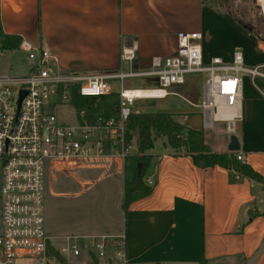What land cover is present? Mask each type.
<instances>
[{"label":"crops","instance_id":"obj_1","mask_svg":"<svg viewBox=\"0 0 264 264\" xmlns=\"http://www.w3.org/2000/svg\"><path fill=\"white\" fill-rule=\"evenodd\" d=\"M0 15L4 34L58 53L67 70H118L123 50L135 51L132 64L139 71L149 69L153 58L176 52L179 32L202 33L206 62L230 61L233 51L244 47L259 58L251 64L248 59V65L264 64V45L202 0H0ZM15 52L23 51L0 50L3 72L15 68ZM22 76L6 73L2 79ZM247 80L236 135L246 164L264 177V97ZM184 117L185 125L203 129L197 115ZM207 144L215 153L229 152L230 136L219 150ZM166 147L170 151L148 152L151 194L125 211L123 160L104 155L80 158L94 160L86 164L54 162L48 201L51 197L56 209L67 208L66 221L78 228L66 241L124 236L128 264H264V183L219 166L199 168L190 155ZM94 186L97 190L82 201L87 187ZM81 202L87 204L85 214Z\"/></svg>","mask_w":264,"mask_h":264},{"label":"built area","instance_id":"obj_2","mask_svg":"<svg viewBox=\"0 0 264 264\" xmlns=\"http://www.w3.org/2000/svg\"><path fill=\"white\" fill-rule=\"evenodd\" d=\"M255 3L264 17V0H255ZM202 40L201 32H179L176 52L153 58L149 69L130 73H84L67 70L58 53L22 39L19 49L27 55V73L17 79L0 78V160L4 196L0 236L2 264L26 260L40 264L47 257L50 243L43 214L47 162L54 164L104 155L125 161L136 153V136L130 141L126 137L128 119L136 100L176 96L200 110L203 128L214 129L216 123H224L228 136L236 134V123L242 119L245 75L251 80H264V64L246 67L240 48L233 51L230 61L213 57L206 62ZM121 59L132 63L135 51L123 50ZM203 74L206 78L201 104L171 90L173 86L187 84L190 76ZM136 77H157L160 87L150 90L164 94L140 98L129 94L131 89L122 86L119 117L108 120L99 117L94 125L87 123L86 110L78 115L84 123L78 122L76 126L64 124L56 115L46 112L49 105L71 104L74 88L83 97L99 99L112 93V81ZM236 157L245 163L241 152L238 151ZM146 182L153 185L151 179L147 178ZM57 251L68 264H71L69 258L81 256L83 261L74 264H90L91 254L101 264H128L124 236L73 238Z\"/></svg>","mask_w":264,"mask_h":264},{"label":"trees","instance_id":"obj_3","mask_svg":"<svg viewBox=\"0 0 264 264\" xmlns=\"http://www.w3.org/2000/svg\"><path fill=\"white\" fill-rule=\"evenodd\" d=\"M235 0H202V4L219 15H228L234 22L253 35L258 41H264V32L253 23H247L241 18L238 11H232L231 7ZM264 19V17H262ZM22 37L8 35L0 28V50H18ZM91 73V72H84ZM121 97L119 92L112 91L111 94L99 99L94 97H83L77 92V88L71 90V104L77 112L86 110V121L89 125L97 123L98 118L108 120L119 117ZM189 114H169L157 112H133L127 124L126 137L130 141L135 136L137 139V152L124 161V195L122 208L127 210L128 206L141 198L151 194L153 186L147 184L148 171L151 167L152 156L148 154L153 150L154 143L158 138H165V145L176 152H184L190 155L194 164L202 169L215 166L233 171L238 177H246L250 180L264 183V177L256 172L246 162L242 163L236 157L237 152L215 153L205 141L203 129L187 126L177 120L176 116H187ZM78 122L84 123L78 116ZM141 164L139 174L138 165ZM49 256L57 259L61 264H68L57 250L49 245ZM90 264H101L94 254H91ZM16 264H33L16 263Z\"/></svg>","mask_w":264,"mask_h":264},{"label":"rangeland","instance_id":"obj_4","mask_svg":"<svg viewBox=\"0 0 264 264\" xmlns=\"http://www.w3.org/2000/svg\"><path fill=\"white\" fill-rule=\"evenodd\" d=\"M232 11H238L240 13L241 18L247 23H253L256 25L257 28H260L261 31L264 32V19L261 16L260 10L257 7L255 0H235L234 5L231 7ZM260 42V41H259ZM260 44L264 45V41L260 42ZM244 48V47H243ZM245 52V66L246 67H255L248 65L247 60L249 59L250 64L257 62L259 58L255 57L256 54L250 50L243 49ZM27 55L23 52H15L13 54V64L15 62V68L12 67L9 69L8 72H3L0 69V78L4 77L5 74H10L12 76H21L27 73L29 61L27 60ZM18 63V65H16ZM1 67V66H0ZM19 69V70H17ZM140 69L136 67V65L125 62L123 63L122 67L116 72H124L130 73L132 71H139ZM193 79V83H187L183 86H173L172 89L176 90L177 92L181 93L188 99H190L193 103L199 105L203 101V84L206 78V75L202 76H190ZM248 79V80H247ZM249 82V85L259 91L264 97V80L261 78H255L251 80L248 75H245V81ZM113 91L120 92L122 86L127 89H150V88H158L159 80L157 77H136V78H127L124 81L114 80L112 81ZM188 105L181 99L176 96H168L164 99H139L136 100L134 105L132 106L133 112H157L161 109H175V108H187ZM46 112L50 114L56 115V117L64 124L69 126H76L78 123V116L75 108L70 103H64L60 105H49L46 108ZM184 116H176L175 120L184 124ZM204 134L206 137L207 143L213 147V149H221L223 139H227L228 136L225 133V124L224 123H216L215 128H203ZM138 137L136 136V140ZM166 139L165 138H158L154 143V148L151 150L150 153L152 154H159L164 151H170L169 148L165 146ZM138 147V146H137ZM137 152V151H136ZM136 154V153H135ZM94 160L91 159H74L72 160V164H86L92 163ZM53 162L49 161L46 163V173H45V192H44V218H45V230L46 234L49 238V241L52 244V247L56 250L63 246H66L68 241H66L65 237L70 235H75V229L73 225H69L70 221H66V217L63 214H70L67 208H63L61 210L56 209L54 207V201H52L51 197H49L50 201H48L47 195L50 189V168L52 167ZM63 169V168H62ZM66 170V168H64ZM71 170V169H69ZM85 173H88L89 170H85ZM83 172V173H84ZM3 187V166L0 160V236L2 234L3 223H2V208H3V201L4 196L2 193ZM97 186L94 187H87L85 190L84 195L81 197L82 201L90 195V193L94 190H97ZM64 191H69L65 189ZM78 199V198H76ZM79 200V199H78ZM83 206V210H86L87 204L85 202H81ZM85 210L82 214H85ZM120 216L119 221L123 220L122 214H117V217ZM116 218V217H115ZM71 233V234H70ZM57 247V248H56ZM71 264H74L76 261H83V256L76 257V258H69ZM30 260L23 261V263H29ZM67 262V261H66ZM0 264H2L0 262ZM34 264V263H33ZM40 264H61L57 259L49 256Z\"/></svg>","mask_w":264,"mask_h":264},{"label":"water","instance_id":"obj_5","mask_svg":"<svg viewBox=\"0 0 264 264\" xmlns=\"http://www.w3.org/2000/svg\"><path fill=\"white\" fill-rule=\"evenodd\" d=\"M24 97V92L21 93L20 96V102L22 100V98ZM160 113H169V114H193V115H197L198 117H200L201 121H202V116H201V112L198 108H175V109H161L159 110ZM228 150L231 152H238L240 150V140L238 138V136L236 134H233L230 136V144L228 146ZM139 168V174L141 171V164L138 165Z\"/></svg>","mask_w":264,"mask_h":264},{"label":"bare ground","instance_id":"obj_6","mask_svg":"<svg viewBox=\"0 0 264 264\" xmlns=\"http://www.w3.org/2000/svg\"><path fill=\"white\" fill-rule=\"evenodd\" d=\"M132 95L139 96L140 98H147V97H153L156 95H162L164 94L163 91H153L150 89H131L129 90Z\"/></svg>","mask_w":264,"mask_h":264}]
</instances>
